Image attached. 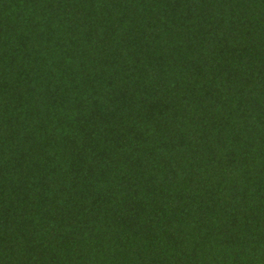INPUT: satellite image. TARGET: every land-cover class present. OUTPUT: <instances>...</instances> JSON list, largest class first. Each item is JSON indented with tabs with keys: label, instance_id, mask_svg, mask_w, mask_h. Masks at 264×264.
I'll list each match as a JSON object with an SVG mask.
<instances>
[{
	"label": "trees",
	"instance_id": "obj_1",
	"mask_svg": "<svg viewBox=\"0 0 264 264\" xmlns=\"http://www.w3.org/2000/svg\"><path fill=\"white\" fill-rule=\"evenodd\" d=\"M0 264H264V0H0Z\"/></svg>",
	"mask_w": 264,
	"mask_h": 264
}]
</instances>
